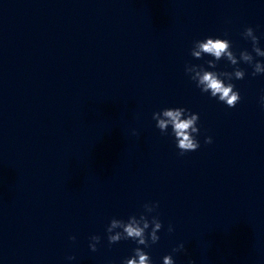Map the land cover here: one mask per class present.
Returning <instances> with one entry per match:
<instances>
[{"label":"water","instance_id":"95a60500","mask_svg":"<svg viewBox=\"0 0 264 264\" xmlns=\"http://www.w3.org/2000/svg\"><path fill=\"white\" fill-rule=\"evenodd\" d=\"M246 27L264 49V0H0V264H122L138 245L106 228L141 213L163 224L152 264H264V74L240 62L229 108L185 72L233 71L190 50L251 52ZM175 107L199 115L183 156L152 119Z\"/></svg>","mask_w":264,"mask_h":264},{"label":"clouds","instance_id":"9594fccd","mask_svg":"<svg viewBox=\"0 0 264 264\" xmlns=\"http://www.w3.org/2000/svg\"><path fill=\"white\" fill-rule=\"evenodd\" d=\"M242 36L244 39L250 40L252 50L251 52L247 49L242 50L239 52V56L232 50L231 42L228 39L213 37L195 41L190 50L191 56L195 59H202L205 55L213 57L212 60L206 61L208 68L215 69L218 61L226 59L233 66V71H209L203 64L185 65L186 74L190 75V79L196 83L202 93H209L212 98H218L219 102L226 104L229 108H234L241 100L239 91L235 90V85L232 83L233 79L242 80L245 77V70L239 67L240 62L252 67L251 75L253 77L264 74V62L256 59V57L264 58V49L259 46L260 38L255 34L252 27H246ZM259 103L261 108L264 109V94L260 96ZM152 119L156 121V127L162 134H168V129L171 127V135L175 138L176 147L181 156L199 149L200 143L196 139V135L199 134V128L197 127L198 114L192 113L183 107L164 108L161 111L154 112ZM133 135H138V133L134 131ZM205 143H212V138L206 137ZM143 207L145 213H153L159 207V203H146ZM150 226L151 230L148 231ZM162 227L163 224L158 214L151 216L150 219L144 213H141L139 218L136 215H131L127 221L113 218L106 228L108 243L111 245L121 240L131 239L138 246L133 249V255L124 259L122 264H152L149 254L139 245L148 248L152 244H156L160 240L157 233ZM117 229H120V231H116ZM173 230L172 225L169 224L168 231L172 232ZM70 239L74 241L76 238L73 236ZM90 241V250L97 251V245L100 243L101 237L93 235L90 237ZM184 248V244H180L173 249V252H180ZM68 259L72 260L75 257L70 256ZM163 264H175L173 256L171 254L165 255ZM188 264H195V262L189 260Z\"/></svg>","mask_w":264,"mask_h":264}]
</instances>
